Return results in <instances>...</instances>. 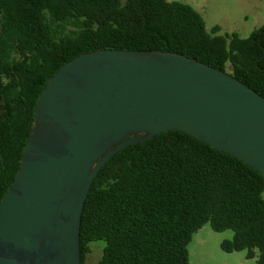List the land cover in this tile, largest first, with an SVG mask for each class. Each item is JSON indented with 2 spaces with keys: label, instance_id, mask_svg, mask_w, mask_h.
<instances>
[{
  "label": "trees",
  "instance_id": "16d2710c",
  "mask_svg": "<svg viewBox=\"0 0 264 264\" xmlns=\"http://www.w3.org/2000/svg\"><path fill=\"white\" fill-rule=\"evenodd\" d=\"M206 28L179 0H0V202L15 179L40 94L67 61L98 48L171 50L231 73L264 96V23L249 36ZM233 230L227 251L264 264V174L184 130L129 144L99 170L85 201L81 264H190L204 223Z\"/></svg>",
  "mask_w": 264,
  "mask_h": 264
},
{
  "label": "water",
  "instance_id": "95a60500",
  "mask_svg": "<svg viewBox=\"0 0 264 264\" xmlns=\"http://www.w3.org/2000/svg\"><path fill=\"white\" fill-rule=\"evenodd\" d=\"M171 129L264 174V96L231 73L159 49L98 48L67 61L40 94L0 202V264H81L82 213L99 170Z\"/></svg>",
  "mask_w": 264,
  "mask_h": 264
},
{
  "label": "rangeland",
  "instance_id": "374dc122",
  "mask_svg": "<svg viewBox=\"0 0 264 264\" xmlns=\"http://www.w3.org/2000/svg\"><path fill=\"white\" fill-rule=\"evenodd\" d=\"M196 8L205 20L206 28L211 31L216 25L218 33L237 32L247 37L264 23V0H179ZM230 228L217 231L210 222L204 223L192 235L188 244L190 264H259L258 256L247 257V251L223 249L222 242L233 237ZM105 240L90 243V251L84 264H98L102 257Z\"/></svg>",
  "mask_w": 264,
  "mask_h": 264
}]
</instances>
